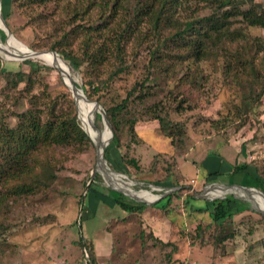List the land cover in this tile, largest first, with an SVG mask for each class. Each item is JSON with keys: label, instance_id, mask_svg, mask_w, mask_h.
I'll list each match as a JSON object with an SVG mask.
<instances>
[{"label": "rangeland", "instance_id": "1", "mask_svg": "<svg viewBox=\"0 0 264 264\" xmlns=\"http://www.w3.org/2000/svg\"><path fill=\"white\" fill-rule=\"evenodd\" d=\"M254 1L261 7L258 11L264 10V0ZM88 5H92L90 0H0V13L15 40L32 51L63 50L82 57L87 43H90L88 52H91L105 40L109 52H105V60L95 70L97 79L106 80L117 67L122 72L94 95L87 87L83 89L79 86L83 84L82 74L73 71L64 61L70 68L71 78L88 100L97 102L102 108L103 105L112 107L118 104L143 81L142 90L153 93L139 102L133 100L137 95L136 88L129 96L127 109L119 115V121L114 126L110 125L113 134L119 137L122 153L137 157L142 167L139 173H135L132 167L126 168L121 162V153L111 143L112 139L108 141L104 157L108 167L116 171L117 178L114 179L118 185L122 183L120 178L127 184L120 187L122 190L127 192L128 187L136 192L146 191L155 198L163 192L152 187L157 186L155 182L161 171L155 169L152 172L150 164L154 153L158 152L156 156L162 157L161 154L170 149V140L160 134L157 121L151 118L154 107H147L155 104L163 107L162 115L172 122L170 130L176 126L180 129L174 133L173 146L179 159L178 169L168 184L171 186L168 194H175L173 199L179 206L178 214L172 216L177 221V228L170 233L168 241L171 246L161 247L147 233L157 222L154 213L160 212L150 210V213L143 212L139 218L136 215L126 216L114 204V199L121 194L118 189L109 186L100 173L90 181L96 165V149L89 138V143L46 148L36 154L35 171L47 169L48 174L53 175L49 187L30 194H12L9 189L30 184V180L25 178L0 187V264H90L89 250L79 242L80 235L86 239L94 254V264H264V222L260 220L262 215L250 209L247 200L243 199L245 194H235L238 198L234 194L218 197L215 194L219 195L220 190L215 186L208 189L207 197L217 198L205 200L197 196L212 183L233 184L264 194L252 167L248 169L249 174L236 173L228 179L222 175L216 181H207L206 178L199 181L205 171L203 166L210 161H215L218 166L221 162V168L225 167L224 163L254 165L259 175L264 177V94L257 102L253 100L249 107L253 87L236 82L231 73L226 74V60L209 59L200 64L181 62L175 55H182L183 52L176 48L174 42L164 43L160 52L161 64L151 66L148 51L163 42L153 36L147 20L135 22L132 31L122 34L120 64L113 45L117 41L115 32L122 30L129 17L119 12L116 18L108 19V24L102 26V10L96 5ZM246 7L244 5L242 9ZM211 11V8L191 1L178 7L177 13L172 16L183 23L205 17ZM98 25V31L89 29ZM243 32L249 40L264 38V29L248 28ZM172 33L173 30H167L164 36ZM1 44L4 48L18 50L0 27ZM236 46L234 44L231 48ZM4 48L0 49V116L14 125V115L29 108L31 100L34 108L41 111L42 119L49 111L60 116H74L83 130L85 117L79 115L77 104L59 70L42 59L9 54ZM17 57L21 61L11 60ZM263 57L264 54L257 55L255 65L264 77ZM229 59L233 62L232 67L237 66L234 71L241 74L235 59L230 55ZM29 61L37 64L36 71L19 81L15 73L21 68L27 69ZM149 71L154 73L153 80L145 81ZM192 77L197 81L192 82ZM263 86L264 82L254 89L257 91ZM132 119H136L133 124L137 135L136 148L132 147L133 142H127ZM102 120L96 112L92 125L96 140L103 129ZM167 157V161H174V156ZM216 172L225 174L224 171ZM185 198L193 199L190 203L195 208L202 206L203 201L237 200L239 204L236 208L241 212L223 228L208 229L205 228V223L210 222L207 214H191L187 208L183 209ZM158 201L157 198L154 203ZM80 202L83 203L82 208ZM161 204L157 203L153 208ZM146 209H151V206ZM199 232L202 235L195 237ZM212 233H219L217 237L229 233L232 238L211 245Z\"/></svg>", "mask_w": 264, "mask_h": 264}, {"label": "trees", "instance_id": "2", "mask_svg": "<svg viewBox=\"0 0 264 264\" xmlns=\"http://www.w3.org/2000/svg\"><path fill=\"white\" fill-rule=\"evenodd\" d=\"M35 1V0H30ZM45 1V0H42ZM55 2H64L68 0H54ZM79 1V0H76ZM89 1V0H84ZM92 5L88 7L97 6L102 10L101 16L104 17L103 25L108 24V19H114L119 12H122L125 17H129L128 21L120 20L123 23V28L120 32L116 33L117 41L113 43L114 49L116 50V59L122 64L120 58V39L122 34L132 31V26L135 22H141L147 20L150 24V30L153 36L159 38L163 43L159 42L156 48H151L148 52L150 55L151 66H158L161 64L162 58L160 52L163 49L164 43L174 42L178 50H182V55H175V58L181 62L192 61L195 64H200L202 61L209 59L218 60L222 58L226 60L224 65V71L226 74H232V78L236 82H241L253 87V92L250 97L248 106L251 107L252 101L256 102L264 94L263 88H259L255 91L254 87L264 82L263 73L260 71L258 66L255 65L257 55L264 54V38L254 37L252 40L245 35L244 30L250 28L264 29V10L261 9L260 5L254 0H90ZM194 1L195 4H203L212 9L211 13L205 17L195 20H187L182 23L179 18L174 19L173 14L177 13L178 7L183 4ZM244 5H247L246 9H242ZM108 12V14H107ZM105 14H107L105 16ZM99 26L89 27L98 31ZM237 26V27H236ZM167 30H173L170 36H164V32ZM162 38V39H161ZM237 45L235 48H231L232 45ZM55 46V45H54ZM52 46V48H54ZM90 43L85 45L82 57L74 56L63 50H53L57 52L70 66L73 71L82 74V82L79 86L84 89L87 87L91 92H97L100 87L106 86L110 80H112L118 73L122 72L120 67L111 73L106 80L97 79L95 70L105 59V52H109L108 43L104 40L103 43L91 52H88ZM111 46V44H110ZM230 47V48H229ZM162 48V49H161ZM221 53H223L221 55ZM229 55L232 59H235L238 63V69L242 70L241 74L234 71L235 67L233 62H230ZM222 56V57H221ZM264 58V57H263ZM21 61V60H18ZM28 68H21L15 73L19 81L23 80L24 77L30 76V74L37 68V64L29 61L27 63ZM39 68V66H38ZM36 71V70H35ZM3 72V71H2ZM95 76V79H93ZM144 79L145 81L153 80L154 73H147ZM192 82H196L195 77L191 78ZM97 85L96 87L94 85ZM144 81L140 83V87H136L137 95L133 97V100L143 102L153 93L146 90L143 91ZM131 89L127 97L121 100L118 104L112 107H105L104 111L108 118L110 125L114 126L118 120L119 115L128 107L129 96H132L134 90ZM90 98V97H89ZM31 106L27 109H22L20 113L14 115L16 123L10 125L6 122L2 116H0V187H6L13 181H19L22 179L30 180V184L18 185L9 191L15 195L30 194L37 192L39 189H44L52 184L53 175H49L47 169L42 172L35 171L36 154L46 148L56 147H68L74 144L89 143V138L86 133L79 127L74 116H60L49 111L47 117L42 119L41 111L34 108L33 102L30 100ZM151 118L157 121V126L160 134L169 139L168 145L170 149H167L165 153H162V157L158 152L152 153L151 160L152 172L155 169L161 171L160 177L156 180L157 186L164 187L171 183L174 172L177 167V156L174 154V133L179 132V128L170 130L171 121L167 119V116L162 115L164 113L163 107L160 108L157 104L147 107V109L153 108ZM136 119H132L130 124V134L127 142H133L132 147H137L135 136L136 133L133 129V124ZM164 138V139H165ZM110 139V138H109ZM110 141V140H109ZM141 141H143L141 139ZM114 147L121 153V162L126 168H134L135 173H139L142 170L140 167L137 157L122 153V147L119 142V137L116 133L113 134L112 141ZM152 150V148H150ZM150 150V151H151ZM151 153V152H150ZM149 153V154H150ZM146 154V153H145ZM148 154V155H149ZM167 156H174V161H167ZM165 158V159H163ZM165 161V162H164ZM252 167L254 173L257 176V181L261 185L264 192V177L259 175L258 169L253 165L247 163L234 164L231 171L224 175L223 173H210L206 178L207 181H216L217 177L226 176L232 177L236 173L249 174L248 169ZM258 174V175H257ZM176 176V175H175ZM51 177V178H50ZM229 181V180H228ZM171 187V186H170ZM173 194V193H172ZM168 194L159 199L157 203H162L159 208L163 215L178 214L179 206L174 201L173 197L175 194ZM193 199H183V209H186L191 213L207 214L210 222L205 223V228L208 229H221L225 224L232 221L233 217L241 212L236 208V204H239L237 200H217L212 203L203 201V205L195 208L191 205L190 201ZM164 201V203L162 202ZM157 203L151 204V207L156 206ZM114 204L122 210L126 216L136 215L139 218L140 215L146 210L147 206L144 203H137L132 199H129L122 194H119L114 199ZM79 205L82 208L83 203ZM157 208V209H158ZM254 212L252 210H249ZM183 212V211H182ZM260 220L263 223L264 218L260 216ZM200 222L197 224L199 225ZM196 225V226H197ZM196 228V227H195ZM198 228V227H197ZM222 232V230L220 231ZM201 234V232L195 234V237ZM219 233H212L210 239L212 244H220L226 242L232 238V234L226 235L222 233L220 237H217ZM202 235V234H201ZM139 237L142 239V233ZM149 238L154 242H157L161 247L169 246L170 243H162L158 238L149 235ZM79 242L83 244L86 250H89V263L94 264V254L90 250V246L86 239L80 235ZM81 245V244H80ZM171 246V245H170Z\"/></svg>", "mask_w": 264, "mask_h": 264}, {"label": "bare ground", "instance_id": "3", "mask_svg": "<svg viewBox=\"0 0 264 264\" xmlns=\"http://www.w3.org/2000/svg\"><path fill=\"white\" fill-rule=\"evenodd\" d=\"M0 27L1 26V22H0ZM8 38V37H7ZM10 41H12V43H14L15 46L18 47V50H14L11 48H4V46L1 44L0 49L2 51V48L5 49L6 52L10 53H15L18 54L24 58H37V59H42L44 61H46V63L48 65H51L55 68H57L59 70V72L61 73L62 77L64 78V82L69 84V80H68V76L71 77V71L70 68L68 67V65L58 56H55L54 54H52L51 52H44L43 54H40L39 56H34L32 55L27 49V47H25L24 45H22L21 43H16L13 39L8 38ZM17 58H11V60H16ZM19 60V59H18ZM67 78V79H65ZM74 98L76 100V104H77V108L79 110V115L82 114L85 117V129L88 131L93 143L97 146L98 151L100 152L102 149L105 151V148L107 146V143L109 141V137H110V132L108 127L103 123V129L101 134L98 137V140H96L95 138V132L93 130V121H94V114L98 112V108L95 107V105L90 102V101H86L83 96L80 93H76L74 95ZM96 111V112H95ZM103 122V120H102ZM106 132H107V136H106ZM100 174H102V176L108 181V185H111L113 187H115L116 189H118L119 191H123L125 193H129L131 195H134L135 197H137L140 200H147V199H155V197L153 195H151L149 192L146 191H142V192H136V191H132L131 189H129L127 187V192L122 190L120 187L123 188L124 185H127L122 178H120L119 176V180L122 182H120L121 184L118 185V183L115 181L114 177L117 178V175L113 174L112 172L107 171L105 168H100L99 169ZM116 182V183H115ZM126 187V186H125ZM220 190V194L216 196L218 197H223L224 195L227 194H242L244 193L245 196L243 199H246L248 204L250 206L256 207L258 210H261L264 212V199L255 191L252 190H248L245 189V191H229V190H223L222 187H218ZM129 191V192H128ZM243 194V195H244ZM216 196H211V197H216ZM237 197V195H236ZM146 202H151V201H146Z\"/></svg>", "mask_w": 264, "mask_h": 264}, {"label": "water", "instance_id": "4", "mask_svg": "<svg viewBox=\"0 0 264 264\" xmlns=\"http://www.w3.org/2000/svg\"><path fill=\"white\" fill-rule=\"evenodd\" d=\"M0 22H1V26H2V31H3V33H4V35L6 36V37H8V38H11V39H13L16 43H19L17 40H15V38L13 37V35L11 34V32L9 31V29H8V27H7V25H6V23H5V20H4V18H3V16L1 15V13H0ZM32 55H34V56H39L40 54H43L44 52H46V51H32V50H30V49H27ZM48 52H51L52 54H54L55 56H58L59 58H61L63 61H65L57 52H55V51H48ZM8 53V52H7ZM10 54V53H9ZM19 57H17V59H18ZM9 60V59H8ZM21 60V59H20ZM66 62V61H65ZM67 63V62H66ZM68 64V63H67ZM53 67V66H52ZM60 73V72H59ZM61 74V73H60ZM62 76V75H61ZM63 78V77H62ZM68 80H69V84H67V83H65L64 82V84L69 88V90H70V92H71V94H72V96H73V98H74V95L78 92V93H80L82 96H83V98L86 100V101H89L88 100V98L84 95V93H83V90L81 89V88H79L78 86H77V84L75 83V81L70 77V76H68ZM63 81H64V79H63ZM74 100H75V98H74ZM75 102H76V100H75ZM91 102V101H90ZM94 105H95V107H97L98 108V112H99V114H100V116L102 117V119H103V123L108 127V129H109V132H110V139L109 140H111L112 139V137H113V132L111 131V129H110V123H109V121H108V118H107V116H106V113H105V111H104V109L97 103V102H92ZM83 131L86 133V135L88 136V138H90L91 139V137H90V135H89V133H88V131L85 129V128H83ZM91 141H92V139H91ZM93 142V141H92ZM94 144V143H93ZM95 145V144H94ZM95 149H96V165H95V167L92 169V172H91V175H90V181L95 177V175L97 174V173H100L99 172V169L100 168H105L107 171H109V172H112L113 174H116V171H114V170H112V169H110L109 167H108V165H107V163H106V160H105V157H104V150L102 149L100 152L98 151V148H97V146L95 145ZM124 178H126V177H124ZM110 186V185H109ZM152 186V185H151ZM224 187V188H228V189H239L240 191H245V189H244V187H241V186H237V185H233V184H229V185H217V184H214V183H212L211 185H209L207 188H205V190H203L201 193H198L197 194V196L199 197V198H202V199H205V200H213V199H215V198H217V197H211V198H209V197H207L208 195V189L210 188V187ZM152 187H154V189H157V190H162L163 192H162V194H160L157 198L158 199H161L162 197H164L165 195H167L169 192H170V190L169 189H171V188H169V189H163L162 187H159V186H152ZM88 188V184L86 185V189ZM113 189V188H112ZM118 192H120L123 196H125V197H127V198H129V199H133L134 201H136V202H143L144 204H146V205H151V204H153L155 201H156V199L157 198H155V200H153V201H151V202H146V201H143V200H140V199H138L137 197H135L134 195H131V194H129V193H125V192H123V191H119L118 190ZM259 192V194L264 198V194L262 193V192H260V191H258ZM225 196V195H224ZM223 196V197H224ZM234 197H236L235 195H234ZM236 198H238V197H236ZM250 209H253L254 211H256V212H258V213H260L263 217H264V212L263 211H261V210H258L256 207H253V206H250ZM78 228H79V230L81 229V224H80V222L78 223ZM88 262H89V259H88Z\"/></svg>", "mask_w": 264, "mask_h": 264}, {"label": "crops", "instance_id": "5", "mask_svg": "<svg viewBox=\"0 0 264 264\" xmlns=\"http://www.w3.org/2000/svg\"><path fill=\"white\" fill-rule=\"evenodd\" d=\"M178 160L179 159L177 158L176 161H178ZM220 164H221V162H219V166H218V163H215V161L207 162V166H203L205 171L203 172V175L199 181H201V179L207 178L208 177L207 174L209 175L210 173H215L216 171H220V172L224 171V173L226 174V173L231 171V168L234 165V164L228 165V164L224 163L225 167L221 168ZM237 164H239V163H237ZM176 169H178V162H177ZM162 188L163 189H169L170 186H164ZM150 210H151V212L152 211H158V212H160V214L154 213V216L156 217L157 222L154 223V225L151 227V229L148 230L147 233L153 235V237H155V238H158L162 243H169L168 239L171 238L170 233L173 231V229L177 228L176 227L177 221L173 218L174 215L173 214H170L168 216L163 215L161 210H159L157 208H153V207H151V209H149V210L146 209L144 211V214H145V212L150 213ZM168 234H169V237H168Z\"/></svg>", "mask_w": 264, "mask_h": 264}]
</instances>
